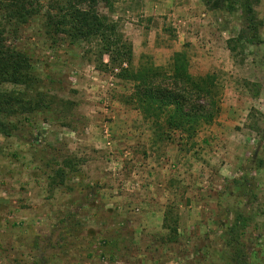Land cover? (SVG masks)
Masks as SVG:
<instances>
[{"label": "rangeland", "instance_id": "rangeland-1", "mask_svg": "<svg viewBox=\"0 0 264 264\" xmlns=\"http://www.w3.org/2000/svg\"><path fill=\"white\" fill-rule=\"evenodd\" d=\"M204 1L101 9L132 44L136 69L169 71L184 52L193 76L217 75L220 114L192 140L157 138L134 84L99 67L93 47L48 38L40 18L7 35L42 90L73 107L1 120L0 264H264V0L262 43L233 53L240 14ZM65 160L72 172L52 187Z\"/></svg>", "mask_w": 264, "mask_h": 264}, {"label": "trees", "instance_id": "trees-1", "mask_svg": "<svg viewBox=\"0 0 264 264\" xmlns=\"http://www.w3.org/2000/svg\"><path fill=\"white\" fill-rule=\"evenodd\" d=\"M204 4L210 12L240 14L243 27L237 39L229 41L230 52L242 42L251 46L262 43L259 31L263 21L256 11L261 0H205ZM102 8L113 13V0H0V126H5L2 119L49 115L58 108L63 111L73 107L45 93L31 57L7 41V35H16L38 18L43 20L48 38H61L69 47H93L99 67L112 69L117 78L134 84L131 99L144 118L158 128L157 138L180 132L192 140L204 127L213 125L223 96L217 75L193 76L184 52L174 54L169 71L136 69L132 44L125 39L119 22L103 14ZM104 57L109 59L108 65ZM8 86L12 88L6 89ZM72 166L69 160L58 166L51 177L52 187L65 184ZM256 167L264 169V159L257 158ZM238 228L234 232H239Z\"/></svg>", "mask_w": 264, "mask_h": 264}]
</instances>
